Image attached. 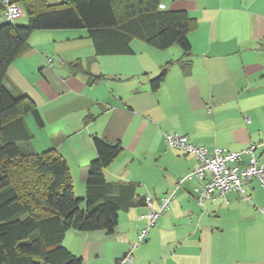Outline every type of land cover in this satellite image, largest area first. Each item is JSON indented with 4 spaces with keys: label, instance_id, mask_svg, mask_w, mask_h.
Segmentation results:
<instances>
[{
    "label": "crops",
    "instance_id": "crops-1",
    "mask_svg": "<svg viewBox=\"0 0 264 264\" xmlns=\"http://www.w3.org/2000/svg\"><path fill=\"white\" fill-rule=\"evenodd\" d=\"M159 9L193 19L190 56L177 44L159 49L136 36L131 51L116 52L97 31L56 28L33 31L9 66L5 86L30 97L43 118L39 126L25 117L33 149L65 158L78 197L87 194L96 137L122 146L104 169L107 181L136 186L114 233L71 229L63 244L83 264H117L148 223L145 196L158 209L173 193L128 264H264L259 179L201 205L200 181L186 177L198 158L166 142L177 133L210 151L256 144L264 164V0H161ZM166 65L165 79L153 87ZM247 161L244 154L242 165Z\"/></svg>",
    "mask_w": 264,
    "mask_h": 264
},
{
    "label": "trees",
    "instance_id": "trees-1",
    "mask_svg": "<svg viewBox=\"0 0 264 264\" xmlns=\"http://www.w3.org/2000/svg\"><path fill=\"white\" fill-rule=\"evenodd\" d=\"M16 1L25 9L27 24L0 22V264H83L63 244L66 232L114 233L120 213L137 196L135 184L113 185L105 177V167L122 146L94 139L97 156L89 166L87 194L78 197L65 158L33 149L25 117L32 115L39 126L43 118L30 97L14 95L5 86L9 66L24 52L33 31L56 28L97 31V38L107 36L116 52L131 51L129 41L136 36L159 49L177 44L190 56L194 22L187 11L160 10L161 0ZM168 69L166 65L152 80L153 87ZM22 160L43 181L41 186L21 189L12 166Z\"/></svg>",
    "mask_w": 264,
    "mask_h": 264
},
{
    "label": "built area",
    "instance_id": "built-area-1",
    "mask_svg": "<svg viewBox=\"0 0 264 264\" xmlns=\"http://www.w3.org/2000/svg\"><path fill=\"white\" fill-rule=\"evenodd\" d=\"M25 14L23 5L16 0H0V18L6 22L15 23ZM166 142L169 146L181 148L187 154H194L198 158V165L186 177L200 181L201 184L195 187V197L201 205L216 196H225L229 191H242L244 185L254 177H257L264 187V164H259L255 157L256 144H251L241 151H230L220 147L210 151L206 146L191 142L187 135L177 133L166 135ZM244 154L248 155V161L242 165ZM247 198L250 199V196ZM173 199V193L161 197L159 207L156 209L154 198L150 194L146 196L145 202L149 208L148 223L140 229L137 240L131 244L117 264H128L133 261L134 251L149 237L150 228L166 214Z\"/></svg>",
    "mask_w": 264,
    "mask_h": 264
},
{
    "label": "rangeland",
    "instance_id": "rangeland-1",
    "mask_svg": "<svg viewBox=\"0 0 264 264\" xmlns=\"http://www.w3.org/2000/svg\"><path fill=\"white\" fill-rule=\"evenodd\" d=\"M17 22L18 23H21V22L24 23V24H19V25H26L28 22L27 16L25 15V16L21 17ZM26 164H28V162L26 160H22L20 162L16 161L12 166V169L15 171V174L19 175L17 180H18V183H19L21 189H23L25 187L41 186L43 181L41 179H38V176L34 172V170L33 171L31 170L32 166H30V165L27 166L29 168L24 167V166H26ZM22 172H25V173L22 174Z\"/></svg>",
    "mask_w": 264,
    "mask_h": 264
}]
</instances>
